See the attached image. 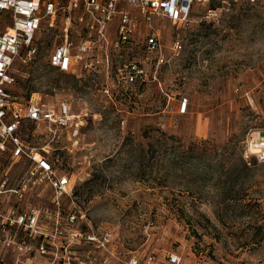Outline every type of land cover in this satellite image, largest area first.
Instances as JSON below:
<instances>
[{"label":"rangeland","instance_id":"1","mask_svg":"<svg viewBox=\"0 0 264 264\" xmlns=\"http://www.w3.org/2000/svg\"><path fill=\"white\" fill-rule=\"evenodd\" d=\"M222 6L219 0L200 6L188 27L166 24L154 53L140 22L134 46L111 47L110 63L97 72L71 74L49 61L66 40L60 13L53 26L44 19L36 57L12 68V89L25 101L33 95L56 105L68 101L81 115L76 138L69 128L51 130L44 122L26 123L24 138L58 176L69 178L73 196L63 199L62 224L114 232L119 258L144 262L153 255L168 264L165 255L173 253L180 264H264V163L244 148L250 133L264 136V0ZM209 8H219L218 20L203 18ZM8 25L0 18V33ZM72 25L69 41L76 43L82 31ZM132 62L143 64L144 82L128 84L119 74ZM32 165L4 153L0 175L7 171L9 187L17 188L30 183ZM53 194L44 183L22 200L30 212L42 211L49 229L58 218ZM74 211L87 220L68 225ZM0 253L6 264H54V256L37 251L0 247Z\"/></svg>","mask_w":264,"mask_h":264},{"label":"built area","instance_id":"2","mask_svg":"<svg viewBox=\"0 0 264 264\" xmlns=\"http://www.w3.org/2000/svg\"><path fill=\"white\" fill-rule=\"evenodd\" d=\"M212 0H0V18L8 22L6 30L0 33V156L9 153L14 161L27 159L33 163L28 171L29 182H21L17 188L9 187L7 171L0 175V247H17L19 253L50 254L54 264H108L116 259L120 264H158L156 257L148 255L142 262L135 255L119 258L113 246L114 232L87 230L73 231L62 224L60 212L63 199H71L73 190L69 178L58 176L53 166L40 159L36 148L30 147L24 138L23 129L27 124L48 123L53 128H69L73 138L80 132L83 122L81 115L73 112L68 101L59 104L42 102L33 95L29 101L14 92L16 82L11 71L20 59L30 62L38 53L34 45L36 34L45 18L54 19L62 13L65 18L66 40L55 48L49 61L59 73H89L97 70L98 65L109 64L110 48L123 49L134 46L135 35L139 32L140 22L147 27V51L154 53L162 48L161 29L166 24L188 27L198 8ZM222 7L231 3L256 4L261 0H219ZM219 8H209L203 18L218 20ZM118 19L116 27L111 24ZM76 22L81 29V38L76 43L69 41V32ZM112 31V32H111ZM115 34V37L112 38ZM175 49H182V42L175 37ZM79 68V69H78ZM97 72V71H96ZM119 74L128 84L144 82L143 64L132 62L119 69ZM245 154L264 163V136L252 132L244 142ZM49 183L53 189V201L57 204V220L49 229L43 226L42 211L31 212L22 207V200L28 190ZM16 199L17 205L12 202ZM19 206V208L17 207ZM78 216L76 211L68 215L67 224L77 220H87L85 214ZM71 230V231H70ZM22 238L21 240H19ZM18 240V241H17ZM92 247L94 252L80 253L79 250ZM100 252L104 258L97 257ZM168 264H180L178 254L166 253ZM0 264H6L1 258Z\"/></svg>","mask_w":264,"mask_h":264}]
</instances>
